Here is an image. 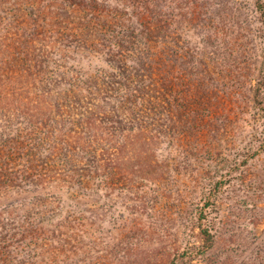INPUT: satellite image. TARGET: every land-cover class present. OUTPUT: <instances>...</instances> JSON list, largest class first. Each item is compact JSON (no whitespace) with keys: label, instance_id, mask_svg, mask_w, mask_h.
Instances as JSON below:
<instances>
[{"label":"trees","instance_id":"obj_1","mask_svg":"<svg viewBox=\"0 0 264 264\" xmlns=\"http://www.w3.org/2000/svg\"><path fill=\"white\" fill-rule=\"evenodd\" d=\"M263 157L264 0H0V264H264Z\"/></svg>","mask_w":264,"mask_h":264},{"label":"rangeland","instance_id":"obj_2","mask_svg":"<svg viewBox=\"0 0 264 264\" xmlns=\"http://www.w3.org/2000/svg\"><path fill=\"white\" fill-rule=\"evenodd\" d=\"M242 2H247L248 4H251L254 2V0H240ZM94 66H106V63L102 59H98L97 57H92L91 58ZM262 169H264V157L260 158V160L256 161L255 164L253 165V170L252 172L260 173L262 172ZM264 230V221L262 224L259 225L258 231L262 232Z\"/></svg>","mask_w":264,"mask_h":264}]
</instances>
